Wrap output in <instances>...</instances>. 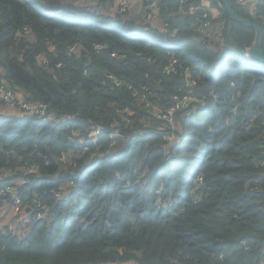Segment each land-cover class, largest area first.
Returning a JSON list of instances; mask_svg holds the SVG:
<instances>
[{
	"label": "trees",
	"instance_id": "obj_1",
	"mask_svg": "<svg viewBox=\"0 0 264 264\" xmlns=\"http://www.w3.org/2000/svg\"><path fill=\"white\" fill-rule=\"evenodd\" d=\"M205 1L0 0V87L51 117L0 97V189L47 214L0 228V264H264V61L223 0L203 27ZM230 1L264 35V0Z\"/></svg>",
	"mask_w": 264,
	"mask_h": 264
},
{
	"label": "built area",
	"instance_id": "obj_2",
	"mask_svg": "<svg viewBox=\"0 0 264 264\" xmlns=\"http://www.w3.org/2000/svg\"><path fill=\"white\" fill-rule=\"evenodd\" d=\"M190 1H191V6L196 9L197 3L193 2L194 0H190ZM239 1L244 2L246 0H239ZM120 5L122 12H128V11L130 12L134 7L132 0H122ZM151 7H148V11ZM202 13L204 18L203 27H210L213 22V18L211 15L213 14L212 11L208 9V10H204ZM147 19L149 22H152L153 18L151 11L147 14ZM165 27L166 26L164 25V28ZM208 38H212V36L208 35ZM204 42L206 41L204 40ZM13 93L14 92L11 86L8 84L7 81L4 80L2 86L0 87V97L8 101V104L6 105L18 108V110L11 108L8 109L7 111L25 112L29 115H36L42 118L45 122H49L51 120V117L48 114L45 107L39 106L38 104H27L22 100L17 101L16 97H14L15 94L13 96ZM190 99L191 96L187 94H184L182 97L178 96V98H176L177 100L176 105L173 108L161 113L159 116L163 117L164 119H168L169 127L173 128V117L175 115L176 110L180 109V106ZM102 130L103 129L101 127L98 128L96 134L97 135L100 134ZM90 158H92V156H90ZM201 183H202V177H199L198 184L200 185ZM16 192H17L16 188H14L11 184H8L4 188L0 189V196L3 197L10 196V201H12L13 205L16 207V211L14 213L13 218L16 221L17 225L19 226L20 230L25 231L29 228L31 224H33L34 222L36 223L37 221L42 219L45 216V214L42 210H38L35 211L34 213H30L22 216L21 215V208L23 207L22 200L17 196ZM53 193L57 197L61 196V193L59 191H54ZM37 206L41 207V203H38ZM10 230H14L12 226H10Z\"/></svg>",
	"mask_w": 264,
	"mask_h": 264
},
{
	"label": "clouds",
	"instance_id": "obj_3",
	"mask_svg": "<svg viewBox=\"0 0 264 264\" xmlns=\"http://www.w3.org/2000/svg\"><path fill=\"white\" fill-rule=\"evenodd\" d=\"M247 1V0H246ZM246 1H244V2H241V3H245ZM121 3V1L120 0H117V5L118 4H120ZM132 3H133V5H134V3H135V0H132ZM137 8V5L135 6L134 5V7H133V9L130 11V13L131 12H133V11H135V9ZM256 8V7H255ZM146 10H148V7H146L145 6V11ZM212 15V18H215V17H217V16H214L213 14H211ZM165 28H164V26H163V30H164ZM8 84H9V82H8ZM10 85V84H9ZM11 86V85H10ZM12 88V87H11ZM13 89V88H12ZM13 91H14V89H13ZM14 93H15V91H14ZM187 95H189V96H191L190 94H187ZM192 100H193V97L191 96V99L190 100H188L187 102H185V103H183L181 106H180V109H178V111H180L181 109H183V108H185L188 104H190L191 102H192ZM176 103H177V101H176ZM50 115V114H49ZM175 117H176V115H174V117H173V128H170L169 127V120L168 119H164L163 117H160L159 116V119H161L164 123H165V129H166V134L164 135V137H165V143H168V142H172V141H174V139L176 138V134L174 133L175 132V130H176V124H175ZM41 120H43V119H41ZM44 121V120H43ZM141 134V133H140ZM115 136V135H114ZM169 138H171V139H169ZM110 153H113L112 152V150H108L107 152H106V154H110ZM89 159H91V158H89ZM92 162H90V164H91ZM142 175H143V177H145V174L144 173H142ZM200 177V176H199ZM198 177V178H199ZM118 179H121V177L120 176H118ZM198 183H195V185L194 186H196ZM6 185H8V184H6ZM5 185V186H6ZM142 185H143V183H142ZM4 186V187H5ZM3 187V188H4ZM2 189V188H1ZM16 191H17V189H16ZM54 191H59L60 193H61V196H55V194L53 193ZM52 193H53V196H54V198H56V199H58V201H64V202H67L68 200H69V197L64 193V191H62V190H53L52 191ZM156 196H159V191H157L156 192ZM6 198H10V196H7V197H3V196H0V203H2V202H4V201H6ZM11 203H12V201H11ZM38 203H41V210L44 212V214H45V216L43 217V218H45L46 216H47V214H46V212H45V206L42 204V202L41 201H37V202H35V204H36V206H37V204ZM12 205H13V203H12ZM22 205H23V207L21 208V215L23 216V215H26V214H30V213H34L35 212V209L34 210H32V211H30V206H28V205H26L25 203H24V201H22ZM46 211H47V209H46ZM48 212V211H47ZM42 218V219H43ZM41 220V219H40ZM39 220V221H40ZM38 222V221H37ZM36 222V223H37ZM35 222L33 223V224H31L30 226H29V228L27 229V230H25V232H23V233H20V228L18 227L17 228V230L16 229H14V230H10V225L9 224H4V225H2V226H0V228L1 229H3L4 231L5 230H8V231H11L12 233H15V234H17V235H20L21 237H23V238H26V237H28L29 235H30V233L33 231V228H34V226H35V224H36ZM133 262L134 261H131V262H129V263H131V264H133Z\"/></svg>",
	"mask_w": 264,
	"mask_h": 264
},
{
	"label": "water",
	"instance_id": "obj_4",
	"mask_svg": "<svg viewBox=\"0 0 264 264\" xmlns=\"http://www.w3.org/2000/svg\"><path fill=\"white\" fill-rule=\"evenodd\" d=\"M223 1L226 5V8L230 14V18L232 20H236L238 22H241L244 25H246L248 27H253L256 30V40H255V43L249 49V54H250V56H252L255 59L264 61V48H263V37H264V35H263V30H262L261 26L257 22H254L249 18H243L240 15H238L234 11L233 5H232L230 0H223ZM254 11H255V5H253L251 7V14H253ZM127 264H131V263H127Z\"/></svg>",
	"mask_w": 264,
	"mask_h": 264
},
{
	"label": "rangeland",
	"instance_id": "obj_5",
	"mask_svg": "<svg viewBox=\"0 0 264 264\" xmlns=\"http://www.w3.org/2000/svg\"><path fill=\"white\" fill-rule=\"evenodd\" d=\"M217 18V17H215ZM164 34H167V31L164 32ZM215 38V37H214ZM16 109L18 110V108H15L13 106H8V105H4L3 107H1V109L3 110H8V109ZM11 113H15V114H18V115H29L25 112H16V111H9ZM29 116H36V115H29ZM37 118L39 119H42L38 116H36ZM195 183H199V178L196 179ZM6 201H7V204L5 206V211L6 213L4 212H0V226L4 225V224H9L10 226H12L13 229H16L19 227L16 223V221L14 220V213L16 211V207L14 205H12L11 201H10V198H6ZM25 231H20V233H23Z\"/></svg>",
	"mask_w": 264,
	"mask_h": 264
},
{
	"label": "crops",
	"instance_id": "obj_6",
	"mask_svg": "<svg viewBox=\"0 0 264 264\" xmlns=\"http://www.w3.org/2000/svg\"><path fill=\"white\" fill-rule=\"evenodd\" d=\"M247 1H248V2H246V3L244 4V7H245V9H246L249 13H251V7H252L253 5H255V7H256V2H257V1H254V0H247ZM204 6L210 8V9H212L211 11H212L213 15H214V16H217L218 11H217L216 9H214V7H213V5H212V3H211L210 1L206 0V1L204 2ZM144 10H145V7H144L141 3H138V4H137V8L135 9L134 13L136 12L135 14H137V15H142V16H143V14H144V12H145ZM21 93H22V92H21ZM88 165H90V163H89ZM6 204H7V201H4V202L0 203V212H4V213H6V211H5V206H6Z\"/></svg>",
	"mask_w": 264,
	"mask_h": 264
}]
</instances>
